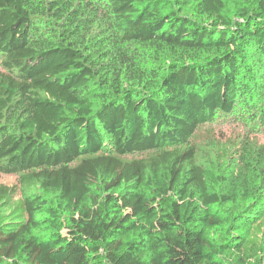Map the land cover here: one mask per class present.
Instances as JSON below:
<instances>
[{"label":"trees","instance_id":"1","mask_svg":"<svg viewBox=\"0 0 264 264\" xmlns=\"http://www.w3.org/2000/svg\"><path fill=\"white\" fill-rule=\"evenodd\" d=\"M240 113L264 128V0H0V264H264V145L190 142Z\"/></svg>","mask_w":264,"mask_h":264},{"label":"rangeland","instance_id":"2","mask_svg":"<svg viewBox=\"0 0 264 264\" xmlns=\"http://www.w3.org/2000/svg\"><path fill=\"white\" fill-rule=\"evenodd\" d=\"M241 114V113H240ZM244 114V113H243ZM232 114L216 116L200 126L190 142L196 148V161L207 165L214 161L226 164L236 161L245 149L264 145V128L246 115ZM146 155L134 154L123 157L133 160ZM233 161V162H234ZM0 187L5 189V200H0V215L24 217V205L16 174L0 173Z\"/></svg>","mask_w":264,"mask_h":264}]
</instances>
